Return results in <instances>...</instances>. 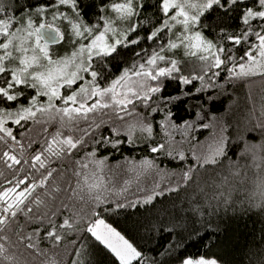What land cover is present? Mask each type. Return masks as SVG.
<instances>
[{"label": "snow or ice", "instance_id": "1", "mask_svg": "<svg viewBox=\"0 0 264 264\" xmlns=\"http://www.w3.org/2000/svg\"><path fill=\"white\" fill-rule=\"evenodd\" d=\"M154 6L162 17L159 25L147 30L143 37L138 32L142 22L136 19L146 7L142 0H111L101 8L106 15L96 24L83 21L77 0H44L40 5L30 6L33 11L19 20L0 15V105H8L0 107V165L10 170L14 178L7 180V187L0 184V264L34 261L63 264L62 259H57L60 246L70 233L81 232L112 254L119 264H148L143 252L100 218L99 211L115 212L152 204L190 181L193 168L190 166L179 174L176 187H172V174L160 169L154 158L139 162L126 159L123 165L112 169L107 167V157H97L99 146L118 149L122 143L135 144L142 136L152 142L151 153H163L180 161L187 159L182 146L188 143L199 167L216 165L220 157H226V141L220 134L212 138V144H193L195 138L189 133L209 125L189 120L176 124L171 111L165 109L180 97L160 94L168 79L180 86L191 85L183 93L185 96L216 87L221 72L227 73L229 81L256 76L264 79V0H253L252 6L246 0H156ZM62 7L71 9L73 15L61 12ZM212 9L223 10L225 15L239 11L244 27L238 33L222 28L220 41L224 43L208 39L199 29L201 18ZM4 12L0 7V14ZM48 15L52 21H66L65 31L42 22ZM65 39L71 41L74 51L54 58L49 44ZM142 42L151 43L134 53L137 59L130 66L107 79L103 62L118 54L120 48L139 46ZM245 44L242 55L233 54L235 48ZM177 50L195 57L199 61L198 71L194 68L185 75L180 61L173 58ZM97 63L101 64L100 70ZM194 81H199L200 86L196 87ZM24 88L33 89L35 94L27 106L13 110L24 95ZM138 106L147 110V114L138 111ZM160 112L164 113V119L158 122L159 132L154 133L148 116ZM251 115L255 116L256 127L264 132V105L259 115L255 112ZM196 116L203 118L200 113ZM105 117L111 122L109 137L97 135L108 122ZM29 122L45 126L44 143L26 155V149L39 142L29 139L25 145L9 123L25 128ZM52 123L57 127L49 132L46 126ZM82 123L87 127H81ZM175 132L181 134L180 140L175 139ZM160 133L164 137L162 142L155 139ZM89 142L93 147L78 158L77 154ZM260 148L264 150V145ZM252 151L255 153L256 149ZM54 160L67 163L57 169L51 166ZM128 172L133 175L128 176ZM3 175L0 171V176ZM145 176L152 181L148 189L141 184ZM156 176L160 179L156 180ZM134 182L142 196L131 200L125 196L115 201L109 198V194L120 197L127 193ZM257 194L260 203L255 206L264 209V176L257 182ZM219 196L221 202L228 203L223 192ZM167 231L171 234L172 229ZM41 240L50 242L52 249L41 248ZM69 243L75 245V240ZM12 247L15 252L10 251ZM73 254L84 253L76 246ZM180 264H219V261L206 256L182 257Z\"/></svg>", "mask_w": 264, "mask_h": 264}, {"label": "trees", "instance_id": "2", "mask_svg": "<svg viewBox=\"0 0 264 264\" xmlns=\"http://www.w3.org/2000/svg\"><path fill=\"white\" fill-rule=\"evenodd\" d=\"M110 2L111 0H77V5L83 21L96 24L100 17L105 15L101 12V8L109 5ZM42 3L44 0H6L0 3V7L5 9V12L0 15L11 16L18 20L33 11L30 6ZM142 3L146 4V7L141 16L136 18L142 22V28L138 30L141 37L147 34V30L158 26L162 17L154 6L156 0H142ZM246 3L252 6L253 0H246ZM201 20L200 31L208 39L220 43H224L220 41L222 28L229 33H238L244 27L239 11H232L225 15L223 10L212 9L205 12ZM252 39L254 40V37ZM150 43L142 42L139 46L120 48L118 54L108 57L103 62V67L107 69L104 72L105 77L111 79L119 75L120 70L130 66L137 59L134 53L139 52L141 47L148 48ZM225 46L231 47L230 44ZM244 47H247V44L235 48L233 54L242 55ZM173 58L180 61L185 75L192 72L194 68L198 71L199 61L195 57L185 56L182 50H177ZM96 67L100 70L101 64L97 63ZM164 83L166 87L160 95L180 97L168 103L165 109V111H171L174 122L180 124L189 120L195 121L198 125L208 124L209 128H197L189 133L195 138L192 143L198 146L209 145L213 142L211 139L220 134L226 141V157H220V162L216 165L199 167L192 158L191 145L188 143L182 146L187 159L180 161L163 153H151L149 147L152 142L146 141L142 136L136 140L135 144L122 143L118 149L99 146L97 157H107V167L112 169L123 165L126 159L139 162L145 158H154L160 169L172 174L170 181L172 187H176V181L180 179L179 174L187 171L190 166L193 168L192 179L180 184L176 192L166 193L152 204L140 205L138 208H124L115 212L98 210L100 217L137 246L143 252L148 264L153 262L154 264H180L182 257L189 256L215 257L219 264H264V209L255 206L260 203L257 182L264 176V150L260 148L264 145V132L256 127V119L254 118L252 122L248 121L249 114L245 113L249 89L259 92L254 102L255 108L261 110L264 105V79L257 76L249 80L229 81L227 73L221 72V76L216 78V87L208 88L201 93L193 91L192 96L183 94L187 88L192 87L191 85L180 86L171 79L165 80ZM193 83L196 87L200 86L199 81ZM23 92L24 95L19 102L13 105V110L21 105L27 106L31 96L35 94L31 88H24ZM0 107H8V105H0ZM259 110L255 115H259ZM138 111L147 114V110H141L139 106ZM196 113H200L203 118H198ZM163 119V112L148 116V120L153 124L154 133L159 132L158 122ZM105 120L108 122L98 130V136L101 134L105 137L111 136V122L108 117H105ZM9 126L25 145L29 139L39 142L33 144L32 148H27L26 155H30L33 148L38 149L40 145H43L42 128L45 126L32 122H29L25 128L12 123H9ZM80 126L87 127V124L82 123ZM46 127L49 132H52L57 125L52 123ZM65 131L67 134V130ZM73 134L79 135V133ZM174 137L180 140L181 134L175 132ZM163 138V133L155 137L161 142ZM120 139L123 140L124 137ZM92 147L93 145L89 142L77 154V157L82 158L84 153ZM253 148L256 149L255 153L250 152ZM248 153L250 156L254 154L258 161L249 158ZM66 163L67 161L54 160L51 166L59 169ZM23 167L29 168L28 165ZM0 171L4 172V175L0 176V184L7 187V180L14 179L12 173L3 165H0ZM237 171L239 175L234 174ZM17 175H23V173H17ZM127 175L133 174L128 172ZM159 179L160 177L156 176V180ZM151 183V179L147 176L141 178V184L145 189L150 188ZM136 189L137 184L134 182L127 193L120 197L109 194V198L115 201L123 200L125 196L129 200L142 196V193L137 192ZM221 192L228 198L227 204L221 202L219 196ZM101 207H107V205ZM161 228L165 231H160ZM169 228L172 229L171 234L167 231ZM12 240H15L14 236ZM72 240H75V245L69 243ZM39 246L46 250L52 249V244L44 240H41ZM76 246H79L84 253L82 256L73 254ZM10 251L15 252L16 249L12 247ZM59 253L57 259H62L63 264H71L76 260H80L81 264H119L112 254L82 232L70 233L60 246ZM33 264L36 262L34 261Z\"/></svg>", "mask_w": 264, "mask_h": 264}, {"label": "rangeland", "instance_id": "3", "mask_svg": "<svg viewBox=\"0 0 264 264\" xmlns=\"http://www.w3.org/2000/svg\"><path fill=\"white\" fill-rule=\"evenodd\" d=\"M6 0H0V3H3V2H5ZM60 11L61 12H64V13H66V14H68V15H73V13H72V11H71V9H69V8H64V7H62L61 9H60ZM105 15H106V13H105ZM6 18V17H5ZM35 18V17H34ZM20 19V18H19ZM18 19V20H19ZM42 22H46V23H52L53 25H54V27H59L60 28V30L62 31V32H64L65 31V24L67 23L66 21H61V20H56V21H52V18H51V16L50 15H48L47 17H46V19L45 20H43ZM179 27V26H178ZM200 30V29H199ZM49 51H50V53L53 55V57L54 58H61V57H65V56H68V55H70L71 54V52L72 51H74V48H73V45H72V43H71V41L70 40H67V39H65V40H63V41H61L60 43H55V44H49ZM257 77V76H256ZM253 88V87H252ZM247 93L249 94V96L247 97V99H246V102H247V104H246V110H245V113H246V115H248L249 117H248V121H253L254 120V118H255V116H253V115H251V113H253V112H255V114H257V111L259 110L258 108V110L255 108V106H254V102L257 100V96H258V93L259 92H257V90H254V89H249V91L247 90ZM253 96H254V98H253ZM45 98H43V97H41V100H44ZM254 106V107H253ZM260 111V110H259ZM251 122H247V123H251ZM247 131L249 130L248 128L246 129ZM211 141H213V139H211ZM210 141V142H211ZM213 143V142H212ZM251 153H253V151H250ZM245 157H247V155L245 154ZM248 157L250 158L251 157V159L252 160H255V161H258L257 159L258 158H256L255 157V155L253 154V156H250V154L248 153ZM248 157H247V159H248ZM253 157V158H252ZM252 163L250 162V165H251ZM101 218V217H100ZM103 219V218H102ZM105 220V219H104ZM105 222L107 223V224H110L109 222H107L106 220H105ZM111 225V224H110ZM112 227H114L113 225H111ZM115 228V227H114ZM116 229V228H115ZM117 230V229H116ZM118 231V230H117ZM122 234V233H121ZM123 235V234H122ZM126 238V237H125ZM127 239V238H126ZM189 257H191V256H189ZM198 257H200V256H196V257H192V258H198ZM207 257V256H206ZM209 257H211V256H209ZM215 258V257H214Z\"/></svg>", "mask_w": 264, "mask_h": 264}]
</instances>
